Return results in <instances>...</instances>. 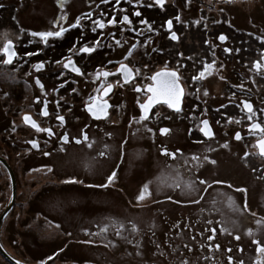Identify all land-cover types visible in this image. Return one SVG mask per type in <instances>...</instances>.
Returning <instances> with one entry per match:
<instances>
[{
  "label": "flooded vegetation",
  "instance_id": "1",
  "mask_svg": "<svg viewBox=\"0 0 264 264\" xmlns=\"http://www.w3.org/2000/svg\"><path fill=\"white\" fill-rule=\"evenodd\" d=\"M33 1L36 0L30 3ZM67 1L55 0L63 12L55 21L54 15L45 11L44 15L37 14L40 16L30 23L31 29H19L21 21L16 15L17 24L13 25L16 30L12 33L15 38L7 35L2 41L1 32L6 25H0V264H30L17 251L21 247V251L28 253V242H32L31 216L21 219L16 209L25 205L24 184L29 183L28 188H33L35 172L40 170L46 175L60 174L58 190L51 185L41 190L45 200L59 198L77 207L75 199L80 197L79 204L83 206L85 200L77 188L81 185L86 190L107 194V203L98 202L97 207L111 205L127 214H115L110 220L108 217L106 225L95 233L122 242V251L130 264H181L184 260L189 264H213L212 260L204 259L212 255L218 264H229V256L233 258L232 264L240 261L256 264L258 259L264 260L253 242L259 241L264 246V211L260 210L264 206V157L254 147L259 132H249L253 122L264 126V119L259 116L264 115V76L252 71L254 62L250 60L262 57L264 63V51L257 53L258 38L261 36L260 44L264 47V35L256 32L263 31L264 19L258 22V15L248 16L247 22L241 20L246 26L239 22L243 11L248 15L253 11L250 5L260 0H213L211 4L206 0H164L163 7L155 0H101L96 6L94 0H84L86 10L81 13L64 8ZM216 4L222 13L215 11ZM206 8L218 18L211 19ZM228 9L236 12L230 13ZM135 12L141 15L136 16ZM124 15L129 17L130 24L122 23ZM61 16L65 18L60 20ZM112 19L116 20L115 24L108 23ZM169 20L171 28L167 24ZM95 21H101L105 27L99 28ZM61 26L68 31L61 37L48 39L55 42L31 36L33 31H58ZM173 33L176 40L171 38ZM221 35L226 37L223 42L219 39ZM9 42L17 55L12 64L6 65L3 49ZM85 46L95 51L81 52ZM226 48L231 51L226 52ZM129 50L132 55L125 59ZM69 61V67H64ZM40 63L43 67L37 70ZM122 64L133 71L128 83L120 71ZM208 65L212 67L208 69ZM75 68L80 72L74 71ZM219 68L221 71L214 76L215 89L219 96H227V103L220 106L222 113L219 117L215 115L214 120L202 113L210 103L201 100L199 91H208L204 82ZM172 70L178 71L185 90L181 111L169 108L161 100L150 108L147 120H140L144 114L140 105L147 103L151 95L146 89L155 84L151 77ZM104 71L113 75L98 78V73ZM201 72L206 75L199 78ZM109 83L112 91L105 96L103 87ZM136 87L141 91H135ZM97 96L99 101L95 99ZM244 101L253 105L252 121L248 120L246 109L242 110ZM94 102L109 105L100 119L88 111ZM45 110L47 116L43 114ZM59 115L65 118L63 122L57 119ZM25 116L31 119L26 122ZM205 119L214 133L212 139L200 131ZM33 121L41 129H51L54 135L33 128ZM163 128L169 132L162 135ZM174 131L179 136L178 145V139L174 142L177 137ZM85 133L88 141L76 144L73 138L83 139ZM237 133L240 140L235 139ZM65 134L70 141L67 144L61 139ZM88 143H92L91 148ZM224 144L228 147H222ZM165 149L175 153V158L162 154ZM45 152L50 155L45 156ZM192 156H198L199 160H192ZM213 160L215 164L211 163ZM69 165L79 166L80 174H64L65 166ZM113 171L117 173L114 182L106 188L99 187L107 183ZM171 171L172 176L168 174ZM70 180L80 182H66ZM200 180L207 183L200 184ZM189 184L193 187L189 188ZM145 186L146 199L138 201ZM239 188L246 189V193L236 190ZM33 199L27 202L28 207L35 204ZM168 204L174 209V216H169L174 218L172 224L177 231L174 237H182L172 246L166 241L160 243L157 236L160 234L156 232L139 230L147 222L154 225L157 221L155 216L146 219L148 209L155 214L154 207ZM105 228L107 231H103ZM212 228L216 229L214 233L210 231ZM222 228L227 231H221ZM249 229L252 235L248 234ZM169 234L165 233L167 237ZM210 235L214 236L213 240L208 239ZM125 241L129 242L124 244ZM216 245L220 246L219 251H215ZM138 255L142 257L139 260ZM54 259L47 263H53Z\"/></svg>",
  "mask_w": 264,
  "mask_h": 264
},
{
  "label": "rangeland",
  "instance_id": "2",
  "mask_svg": "<svg viewBox=\"0 0 264 264\" xmlns=\"http://www.w3.org/2000/svg\"><path fill=\"white\" fill-rule=\"evenodd\" d=\"M97 1L94 0L95 6ZM209 4L212 3L213 0H206ZM187 2V0H186ZM64 8H71L73 13H81V11L86 10V5L84 0H68L64 2ZM0 4L3 5L0 8V25H6L5 31L3 30L1 39L5 40V36H14L12 33L16 30L13 25L17 24L15 21V16L18 15L21 23H19V29H31L30 23H33L35 20H38L40 15L46 14L47 11L50 14L54 15L53 20L59 16L62 11L55 0H36L33 3H30V0H0ZM237 6V5H236ZM258 7V9H256ZM190 8V6H189ZM250 8L253 11H249L248 15H246V11H243V16L241 15L239 18V22L245 21L247 22L248 16H257L258 22L264 19V0H260L259 2H254L250 5ZM192 9V8H191ZM256 9V10H255ZM208 12V8L205 10ZM215 11L217 13H222L219 6L216 4ZM257 11V12H256ZM195 17L198 16L197 10H195ZM228 12H236V10L228 9ZM41 13L40 15H37ZM211 15V19L218 18V15L214 14V12L210 9L208 12ZM13 14L14 16H12ZM63 12H61V15ZM204 15V14H203ZM237 16V15H235ZM221 17V16H220ZM224 17V16H223ZM226 19V18H224ZM242 20V21H241ZM255 21V19H253ZM238 21V20H237ZM244 26H246L245 22H242ZM17 28V27H15ZM263 31L257 29V34L264 35ZM255 32V33H256ZM194 34V33H193ZM188 32H186V36ZM15 38V36H14ZM263 39L261 36L258 38L257 45V53L264 51V47L261 46L260 42ZM57 40H50L49 43L55 42ZM195 51H198L195 50ZM213 58V57H212ZM214 59V58H213ZM252 62V71L255 74L264 76V63H262V57L260 59L251 58ZM216 61V60H215ZM259 63L261 68L259 71L256 69L255 65ZM211 65H215V62H212ZM221 71V68L216 69L214 73L209 76L204 85L208 89L207 95H204L203 89H201L200 95H202L201 100H207L210 104L207 105V108L202 110V113L206 115L208 119H216L215 115L219 117V113H222V106L225 107L227 103V96L224 98L218 95V91L215 89L217 80L214 78L216 74ZM258 80L259 77H257ZM220 87V85L218 84ZM188 97L191 94H186ZM259 99H261V92L258 95ZM262 100L259 101L261 103ZM216 106V108H214ZM221 106V107H220ZM210 111L212 113H210ZM264 119V115L262 113L259 114ZM202 117V116H200ZM215 117V118H214ZM222 117V116H221ZM215 122V121H214ZM176 139V145L179 144V136L174 131ZM180 135V134H179ZM140 136V135H139ZM231 148V146H230ZM233 150H236L233 145ZM57 172V171H56ZM177 172V169H176ZM249 173V171H247ZM59 174V173H58ZM51 173L50 175H46L43 171L35 172L34 186L33 188H28L29 183L24 184V188L27 194H22V199L25 202V205L16 209V212L19 214V217L31 216L29 218V228L31 229V240L28 242V253L21 251V247L19 248L18 256L24 258V260L28 259L30 264H130L126 259V255L124 254L122 242L115 240L112 241L108 237L105 238L103 236L97 235L95 232H99L102 226H105L108 221L106 219L109 217L112 218L115 214L119 216L127 215L124 212H121L117 209H114L113 206L109 205L104 208L97 207L98 202L101 204H106L109 200L107 194L101 192L100 190H86L81 185H77L79 188L78 194L83 195V199L85 200L83 206H80L79 201L80 197L75 199V203L77 207L69 202H61L59 198L57 200L50 198L49 200H45L44 194L41 192L44 186L51 185L52 189L58 190L60 184V174ZM64 174H80L79 166H65ZM168 174L173 175V171ZM165 176H169L164 174ZM22 182V180L20 181ZM164 182H167L164 177ZM237 183H240L237 181ZM170 185V183H167ZM85 191V192H84ZM35 197V200L33 199ZM34 200V205L28 207L27 202L29 200ZM95 205L96 207H90V205ZM264 207V206H263ZM260 207L261 211H264V208ZM30 210H29V209ZM125 206L122 205V210H124ZM147 208V207H145ZM155 214L152 212V209H148L146 214V219H149L151 216H155L157 221L154 225L147 222V225L143 227V229H139L140 231H153L156 232L158 238H160L159 242L166 241L170 246L173 245L174 242H179L182 237L175 236L177 232L174 229V218H169V216H174V209L168 205H162L154 207ZM144 209V208H141ZM33 211V214L31 213ZM130 215H136L135 213H130ZM48 219H46V218ZM102 219H100V218ZM145 219V220H146ZM170 221L171 223H167ZM94 224H98V227ZM143 225V224H142ZM152 225V226H150ZM140 226V225H139ZM238 224L236 225V227ZM85 231H88L87 233ZM166 232H171L167 237L165 235ZM87 241H91V243H87ZM117 242L120 244L117 246L119 250L115 249ZM129 241L123 242L126 244ZM158 242V243H159ZM32 243V244H31ZM33 245V246H30ZM156 247L153 245V248ZM55 257L54 262L50 263V257ZM142 258L138 255V260ZM150 258V257H148ZM147 260V259H146ZM150 260H148L149 263ZM143 263H147L144 261ZM132 264V263H131Z\"/></svg>",
  "mask_w": 264,
  "mask_h": 264
},
{
  "label": "snow or ice",
  "instance_id": "3",
  "mask_svg": "<svg viewBox=\"0 0 264 264\" xmlns=\"http://www.w3.org/2000/svg\"><path fill=\"white\" fill-rule=\"evenodd\" d=\"M104 2H108V0H104ZM117 2H119V0H117ZM228 2H230V0H228ZM155 3L157 5L163 7L164 0H155ZM2 7H3V5L0 4V8H2ZM134 15L140 16L141 13L140 12H135ZM85 16L87 18H89V19L91 18L90 14H85ZM64 18H65L64 16H61L60 20H63ZM176 19L179 20L180 17H176ZM94 23L96 25H98L99 28H101V29H103L105 27L104 23H102L101 21H95ZM108 23L109 24H115L116 20L112 19ZM122 23H128V24L131 23V21H130V19H129V17L127 15L123 16ZM141 23L147 24V21H141ZM196 23L198 24L199 21H196ZM167 24H168V27L171 28L172 21L171 20L167 21ZM66 31H68V29L63 27V26H61L58 31H43V32L33 31V32H31V36L39 37L41 40L47 42L50 37H61V36H63V34ZM171 38L173 40L177 39V36L175 35V33L172 34ZM219 39H220V41L223 42V41L226 40V37L221 35L219 37ZM116 43L120 44V41L117 40ZM97 45H99V41H97ZM73 47H75V45ZM134 47L135 46L133 45V48ZM11 49H12L11 42H9L7 45H5V47L3 49V56L6 57L4 59V61H3V63L6 64V65L12 64L14 58L17 55L16 52L12 51ZM80 51L83 52V53L91 54L93 51H95V49L85 46V47H82L80 49ZM225 51L226 52H230L231 50L226 48ZM26 55L32 56V55H38V53H26ZM131 55H132V51L129 50V52H128L127 56L125 57V59H127L128 56H131ZM57 63H59V61H57ZM70 64H71V61H69V64H65L64 67L67 68V67H69ZM36 67H37V70H39L40 68L43 67V63L38 64ZM211 67H212L211 65L207 66L208 69H210ZM255 67L259 71V69L261 68V65L259 63H257L255 65ZM74 71L79 73L80 69L79 68H75ZM120 71L123 73L124 82L128 83L129 82V78L133 76V71L127 65H124V64L120 65ZM136 71L139 72L140 70L137 69ZM101 75L106 79L110 75H113V73H110L108 71H104L103 73H98V78ZM205 75H206L205 72H201L199 78H202ZM199 78L198 77H193L194 80H197ZM151 79L155 82V84L154 85H149L147 87V89H146V91L148 93H151V95L149 96L147 103H143V104L140 105V107L142 109V112L144 113L140 117V120H147L148 119V115L147 114L149 113L150 108L153 106L154 103H159L161 100H163V102L165 104H167V106L169 108L175 109L177 112L181 111V101H182V98L185 95V90H184V88L181 85L180 75L178 74V71L172 70V71L157 72L155 75H153L151 77ZM36 82H37V84L40 83L38 79H37ZM118 83H119V81H118ZM40 86L43 87V85H40ZM120 86L122 87L123 85H120ZM112 87L113 86L110 83L106 84L103 87V94L105 96H107L112 91ZM134 90L137 91V92H140L141 88L136 87ZM204 95H207V92H205ZM95 99H96V101H99L100 97L97 96ZM37 102H39V99H37ZM242 103H243V109L242 110L246 109L247 114H248L247 118H248L249 121H252L253 115L255 114L254 113V109H253V105L251 103L247 102V101H244ZM108 107H109V105L106 102H104V103H95L94 102V103L89 105L88 111L96 119H100L101 116L105 113V110ZM43 114L45 116H47L48 115L47 110H45ZM30 119L31 118L28 117V116L24 117V120L26 122H28ZM57 119L59 121L63 122L65 118L62 115H59V116H57ZM137 122H139V121H137ZM32 127L36 128L38 131H46L50 135H54V133H52L51 129H41V128L38 127V125L34 121L32 122ZM149 131H151V129H149ZM160 131H161V134L164 135V134H167L169 132V129L163 128ZM200 131L204 135V137H206L208 139H212L213 136H214V133L211 131L210 126H209V121L207 119L202 121V127L200 128ZM249 132L252 133V134H255L256 132H259L260 135H259L257 143L254 145V147L258 148V155L261 156V157H264V126H262L260 123L253 122L251 124V127L249 128ZM61 139H62V142L64 144H67V143L70 142L67 134H65ZM235 139L236 140H240L241 139V135L239 133H237L236 136H235ZM73 140H74V142L76 144H81V143L87 142L88 141V137H87V134L85 133L84 136H83V139L73 138ZM30 143H32V146L34 148L37 147V144L34 141H30ZM87 146L89 148H91L92 147V143H88ZM222 147L227 148L228 145L224 144V145H222ZM162 154L171 155L173 159L175 158V153H168L166 149L163 151ZM44 155L48 156V155H50V153L45 152ZM100 155L103 156L104 153L102 152V153H100ZM191 159L192 160H199V157L198 156H192ZM205 159H207V157H205ZM211 163L215 164L216 162L213 160V161H211ZM48 170L51 171V169H48ZM116 175H117V173L115 171H113L111 173V175H109L107 177V183L106 184H101V185H99V187H102V188L108 187L109 184H112L114 182V180L116 178ZM66 182L67 183H77V182H80V181L70 180V181H66ZM199 183L200 184H205L207 182L205 180H200ZM216 183H222V182L221 181H216ZM177 186L179 187V185H177ZM208 186L211 187V185H208ZM228 186L232 187V185H228ZM188 187L192 188L193 185L189 184ZM236 190L240 191V192H245V193L247 191L246 189H242V188H239V189H236ZM145 192H147V186H145L144 191H142L140 193V195L138 196V198H137L138 201H144L146 199ZM149 195H151V193H149ZM169 199H170V197H169ZM229 199L231 200V198H229ZM195 202L198 203L199 201H195ZM233 204H234V201H233ZM244 208H245V210L247 209V203L246 202H245ZM237 210H239V209H237ZM209 223H211V221H209ZM260 223H261L260 221H257V224H260ZM121 228H123V225H121ZM133 230H135V228H133ZM103 231H107V229L105 228V229H103ZM210 231L214 233L216 231V229L212 228ZM221 231H225L226 232L227 229L226 228H222ZM119 234L120 233L117 232V235H119ZM248 234L252 235V230L251 229L248 230ZM208 239L209 240H213L214 236L210 235L208 237ZM236 239L239 240L240 237L237 236ZM253 242L257 244L256 251L260 254L261 257H264V246H260V242L259 241H255L254 240ZM87 243H91V241H87ZM185 247H187V245ZM219 249H220V246L216 245L215 246V251H219ZM231 251H232V249L229 248L228 252H231ZM49 259H51V257ZM204 259L205 260H212L213 264H218V261L216 260L214 255L205 256ZM228 261H229V264H232L233 258L231 256H229L228 257ZM181 264H189V261L184 260V261L181 262ZM239 264H244V262L240 261ZM256 264H264V260L258 259Z\"/></svg>",
  "mask_w": 264,
  "mask_h": 264
},
{
  "label": "water",
  "instance_id": "4",
  "mask_svg": "<svg viewBox=\"0 0 264 264\" xmlns=\"http://www.w3.org/2000/svg\"><path fill=\"white\" fill-rule=\"evenodd\" d=\"M11 176H12V174H11ZM14 186V185H13Z\"/></svg>",
  "mask_w": 264,
  "mask_h": 264
}]
</instances>
